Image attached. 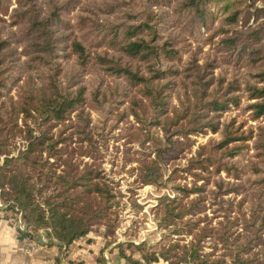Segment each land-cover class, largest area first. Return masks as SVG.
Returning <instances> with one entry per match:
<instances>
[{"label":"rangeland","instance_id":"rangeland-1","mask_svg":"<svg viewBox=\"0 0 264 264\" xmlns=\"http://www.w3.org/2000/svg\"><path fill=\"white\" fill-rule=\"evenodd\" d=\"M55 1L67 4L68 10L64 16L70 22L69 27L60 25L58 32L72 30V33L81 36L94 49L107 48L105 44L94 46V40L99 37L97 33L102 27L101 24L126 19L124 11L139 8L144 2V0ZM35 3L42 14L50 7V0H35ZM170 3L152 4L151 7L157 11H167V15H170L167 16L168 22L159 30L162 37H172L176 46L181 49L182 59L179 67L185 65L192 56H195L199 63H204L207 58L213 59L214 75H224L226 79L236 75L240 80V89L237 91L240 92L239 104L232 103L228 109L219 111L218 119L221 126L224 121L233 117L234 124L239 130L250 132V136L244 141L246 146L240 154L229 159L220 154L222 160L231 159L243 164L244 170L235 176L223 168L216 170L217 160H213L214 163L206 161V167L192 164L197 157L212 154V141L221 137L220 130L214 131L208 127L192 131L186 136L172 134L173 145L166 149L161 159H156L152 142L141 140L140 121L129 108L130 97L138 92L137 87H130L123 77L110 75L91 62L81 71L82 81L88 86L83 101V116L88 114L89 121L83 131H78L83 121L78 118L77 109L66 111L62 118H49L43 124L42 117L36 110L26 114L15 106V118L0 119V163L5 155L17 154L19 150L25 149L29 129L33 134H39L45 129L52 135L40 151L37 163L28 165L33 174L35 183L33 195L37 202L47 207L48 203L65 199L67 203L65 209L69 210L68 205L71 207L84 205V196L90 199L92 196L84 192L85 186L80 184L81 186L66 190L65 183L58 175L69 170L71 177H76L78 173L86 171V166H92L98 171L97 176L92 178L101 184L102 182L107 184L110 191V196L106 200L97 194L96 201L91 203L92 209H87L86 217L93 214L87 232L65 244L49 234L50 227L34 230L24 218L20 205L8 195H4L0 187V218L13 228L16 241L25 250L30 264H44L42 259L47 258L50 259L49 264H130L121 252L127 256L141 258L143 250L165 251L171 259L176 260L180 255H184L183 246H188L196 233L202 231L213 232V235L202 238L203 246L200 251L206 261L204 264H213L214 259L222 258L228 261L231 258L233 252L224 244L226 238L232 239L247 232L243 220L250 216L251 201L257 199L255 194L258 195L263 190L264 184L258 182L259 177H264V154L260 155L256 148L257 143L264 142V115L253 116V111L247 103L254 99L246 98V91L243 89L245 79H254L250 73L255 68L247 60L246 52L237 50L238 44L228 49L220 46L221 37L231 35L232 31L225 33L214 31L220 21L216 6L212 5L211 9L217 16L207 21L208 24L204 27L199 22L194 24L193 21L178 23L175 14L170 10L169 5H172ZM255 4L264 7V0H257ZM14 5V0H7V10L3 13L0 11V15L5 19L0 21V33L10 41L7 49L13 50L6 58L10 66L4 73L9 75L7 81H10L7 83L8 86L1 88L2 113L11 108L10 101L13 100L16 104L22 101L20 91L30 77L37 86L48 75L45 65L35 69L26 63L28 56L24 54V47L25 40L29 38L24 34L25 29L11 19L10 12ZM246 20L252 25L261 24L264 29V14L257 21L251 17ZM192 29L195 37L192 35ZM213 32L211 40L206 38ZM259 44L264 45V32L258 43L253 45ZM54 61L60 65L57 73L60 85L66 86L69 77L77 70L74 56L70 54L69 57H58ZM99 81L102 87L112 88L116 85L120 95L117 93L107 101L97 102L89 90ZM170 99L172 103L179 104L174 92L171 93ZM120 110H124L126 114L118 117ZM156 131L163 138V132L159 127H156ZM214 153L219 154L218 151ZM152 170H155L156 179L145 181L144 175L147 172L151 173ZM220 180L225 182L219 187L216 181L221 182ZM230 184L237 187L224 190ZM194 187L200 190L197 191ZM77 190H82L78 196ZM199 195L201 198H198ZM180 205L183 210L181 215L173 214L165 223L164 215L170 211L177 213L180 211ZM97 210L101 216H94ZM17 229L29 231V234L19 239ZM39 234L42 235L43 242L39 240ZM49 248L54 249L48 250ZM161 248L163 249L160 250ZM260 249L257 245L252 251ZM155 264H168V260L159 258ZM178 264L195 263L188 259Z\"/></svg>","mask_w":264,"mask_h":264},{"label":"trees","instance_id":"trees-1","mask_svg":"<svg viewBox=\"0 0 264 264\" xmlns=\"http://www.w3.org/2000/svg\"><path fill=\"white\" fill-rule=\"evenodd\" d=\"M170 1L144 0L141 7L124 11L126 19L101 24L102 27L97 33L99 37L94 40V46L105 44L107 48L94 49L81 36L72 33V30L58 32L60 25L70 26L69 20L64 16L68 10L67 4H59L55 0H50L49 9L42 14L35 0H14L15 5L10 12L11 19L15 24L25 29L24 34L29 38L25 40L24 47V54L28 56L26 63L35 69L40 65H45L48 75L37 86L30 77L20 91L22 101L19 104L13 100L10 101V109L4 110L5 113L0 110V119L15 118V106H18L19 110L26 114L36 110L42 117L41 123L43 124L49 118H62L66 111L77 109V116L83 121L82 126L78 127V131H83L85 124H88L89 116L88 114L83 116V101L88 86L82 81L81 71L93 62L108 74L123 77L130 87H137L135 89L138 92L133 93L130 97L129 108L140 121L141 140L152 142L156 159H161L167 151L166 149L173 145L172 134L186 136L192 131H200L208 127L214 131L220 130L221 137L212 141V154L202 158L197 157L192 164L206 167V161L214 163L213 160H217L216 170L223 168L227 173L239 175V171L244 170V165L227 159L242 152L246 146L244 141L250 136V132L245 133L244 130H239L238 126L234 124L233 117L224 121L220 126L218 115L219 111L228 109L230 104H239L240 92L237 91L240 89V80L236 75L230 79H226L224 75H214L212 71L213 59L207 58L204 63H199L197 58L192 56L185 65L179 67L178 64L182 59L181 49L176 46L172 37H162L159 30L160 27H164L165 22H168L169 17L167 18V16L170 15H167V11H157L151 7L152 4L168 5ZM256 1L174 0L173 3H170L172 5H169L172 14H175L178 19V23L184 24L193 21L194 24L199 22L204 27L208 24L207 21L217 16L211 9L212 5L216 6L220 21L214 31L216 33L232 31L231 35L221 37L220 46L228 49L238 44L237 50L246 52L247 60L255 68L250 73L254 79H245L243 85L246 98L254 99L247 103V106L253 111V116L264 115V59L262 60L264 45H253L258 43L264 29L261 24L252 25L249 20H246L251 17L257 21L264 14V7L256 5ZM6 2L7 0H0L2 13L7 10ZM4 20V17L0 15V21ZM79 21L82 22L81 19ZM236 25L244 26L236 28ZM213 34L214 32L208 34L206 38L211 40ZM192 35L195 37L193 29ZM9 43L8 37L0 33V94L2 93L1 88L8 86L7 83L10 81H7L9 75L4 73L10 66L6 58L13 52V50L7 49ZM70 54L74 56V63L78 71L75 70L69 77L66 86H61L57 74L60 65L54 60L58 57H69ZM117 88L116 85L112 88L111 86L102 87V83L99 81L95 86H92L89 93L97 102H103L107 101L109 97H114L117 93L120 95ZM172 92L179 99L178 105L171 102ZM10 114L12 116H9ZM125 114L124 110H120L118 117ZM156 127L162 130L163 138L158 135ZM51 137L52 135L45 129L39 134H33L29 129L25 149L19 150L17 154L5 155L4 160L0 163V187L4 195H8L20 205L24 218L29 221L34 230L50 227L49 234L53 238L69 244L87 232L89 220L93 214L86 217V212L87 209H92L91 203L96 201L97 194L106 200L110 196V191L107 184L104 182L101 184L93 179L97 176L98 171L92 166H86V171L78 173L76 177H71L69 170L58 175L65 183L66 190L82 184L85 186L84 192L92 196L91 199L84 196V205L80 207L68 205L69 210L65 209L67 206L65 199L48 203L47 207L37 202L33 195L35 186L33 174L28 165L37 163L40 151L48 138ZM234 141H239V143H232ZM256 148L260 155L264 154V142L257 143ZM215 151H218L219 154L215 155ZM220 154L227 159L222 160ZM155 175V170H152L151 173L147 172L144 175V179L153 181L156 179ZM223 182L225 181H216L219 187ZM258 182L263 184L264 177H259ZM236 187V185L230 184L224 190ZM262 187L263 190L258 193L259 196L255 194L257 199L251 201L250 216L243 220L247 232L238 234L232 239L226 238L224 241L228 249L233 252L231 258L228 261L222 258L214 259L213 264L264 263L262 261L264 260V195H262L264 184ZM194 189L200 190L197 187ZM81 192L82 190H77L76 196ZM198 198L201 196L199 195ZM181 207L182 205L177 213L171 211L166 213L164 215L165 223L173 214L181 215L183 211ZM96 215L101 216L99 210L94 213V216ZM17 230L19 239L29 234V231ZM212 233V231L196 233L189 245L183 246L184 255H180L176 260L171 259L165 251L143 250L141 258H134L125 255L123 251L120 252L122 256H126L130 264H155L159 258L168 260V264H178L188 259L195 264H204L206 261L202 258L203 254L200 253L203 246L201 240L206 235H213ZM228 236L230 237V235ZM257 245L261 249L252 251ZM175 255L177 254L175 253Z\"/></svg>","mask_w":264,"mask_h":264},{"label":"crops","instance_id":"crops-1","mask_svg":"<svg viewBox=\"0 0 264 264\" xmlns=\"http://www.w3.org/2000/svg\"><path fill=\"white\" fill-rule=\"evenodd\" d=\"M54 249V248H49ZM25 250L16 241L13 228L0 218V264H30ZM49 264L50 259H42ZM32 264V263H31Z\"/></svg>","mask_w":264,"mask_h":264},{"label":"water","instance_id":"water-1","mask_svg":"<svg viewBox=\"0 0 264 264\" xmlns=\"http://www.w3.org/2000/svg\"><path fill=\"white\" fill-rule=\"evenodd\" d=\"M38 238H39L40 241L43 242V237H42V235L39 234V235H38Z\"/></svg>","mask_w":264,"mask_h":264}]
</instances>
